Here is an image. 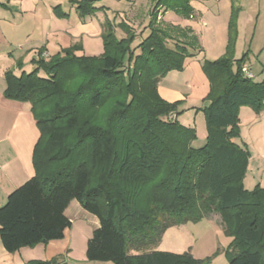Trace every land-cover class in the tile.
I'll list each match as a JSON object with an SVG mask.
<instances>
[{"label":"trees","instance_id":"trees-1","mask_svg":"<svg viewBox=\"0 0 264 264\" xmlns=\"http://www.w3.org/2000/svg\"><path fill=\"white\" fill-rule=\"evenodd\" d=\"M89 1L79 5L81 12L94 10L88 8ZM191 1L154 0L149 34L138 45L137 55L130 26H124L127 36L118 38L106 23L105 51L99 56H78L73 47L65 48L49 59L35 60L31 72L19 76L6 72L4 95L31 103L40 130L33 153L35 175L0 207V237L9 252L63 239L72 225L65 211L77 200L100 222L87 242L89 261L206 264L212 257L197 258L190 250L176 253L158 246L170 227L199 222L205 213L218 211L232 238L228 264H264V187L245 188L250 151L236 141L240 108L264 110V80L244 73L247 54L234 57L235 10L226 53L203 63L211 84L208 104L201 108L208 129L203 146L192 145L197 139L194 127L167 120L180 101L170 102L159 92L166 73L181 69L201 47L189 30L170 47L169 33L158 25L156 11L163 6L190 17ZM127 54L130 64L124 69ZM41 70L46 77L40 76ZM73 74L82 79L69 92L66 79ZM108 95L116 107L110 109L106 124L90 115L83 117L79 103L98 108ZM152 97L159 106L151 105ZM120 128L124 143L117 133ZM158 177L152 185L155 197L144 206L126 187L145 186Z\"/></svg>","mask_w":264,"mask_h":264},{"label":"crops","instance_id":"crops-1","mask_svg":"<svg viewBox=\"0 0 264 264\" xmlns=\"http://www.w3.org/2000/svg\"><path fill=\"white\" fill-rule=\"evenodd\" d=\"M16 14L24 13L22 22L18 24V29L22 30V25L26 19V12H38L39 6L43 4V0H17ZM131 8L126 15V25L130 26L135 35L138 36L141 30L136 28V22L141 20V27L149 22L151 10L154 0H151L148 8V16H142L137 6V0H131ZM191 5L194 8L193 17H189V21L185 18L175 15V11L166 10L163 13L162 25L170 30V26L181 28L182 34L189 30V35L198 38V44L201 46V35L213 37V59L223 56L227 51L229 41V24L234 10L236 11V31L237 39L234 48V57L241 58L245 54L246 59L243 67H247L253 74L255 81L264 80V0H192ZM48 14L43 16L45 21H51V5L48 6ZM140 12V14H139ZM178 14V13H176ZM11 15L7 13L0 14V76L5 80L0 82V207L3 206L9 194L16 188L21 186L32 176L35 175L33 164V153L35 146L40 138V130L37 126L34 115L31 111V104L7 98L4 91L7 87L6 72L11 70L15 75H21L27 72L24 68L26 61L32 63L33 70L36 68L35 60L39 59L44 52L46 59L60 51L51 53L48 48L49 28L44 29L43 33L34 36V32H23L22 35L15 36L14 31L10 27H5L2 23H9ZM13 18V17H12ZM140 22V21H139ZM134 24V27L130 25ZM79 25L68 28L67 33L73 34L74 37L80 38L84 36H102L104 32V23L100 25L94 23L79 22ZM17 21H14L15 27ZM21 25V26H19ZM148 29V28H147ZM145 33H148V30ZM24 31V30H22ZM172 43L176 42V37L181 38V32H173ZM120 38L127 36L126 30H122L119 34ZM144 34H142L143 36ZM134 44V43H133ZM174 45V44H173ZM198 53L193 57H188L193 67L191 80L188 82L190 93L200 99H205L210 92L211 84L209 78L203 70V62L198 58ZM23 67V68H22ZM22 68V71L20 70ZM31 68V69H32ZM18 69V70H17ZM20 71V72H19ZM40 73V72H39ZM184 89V90H182ZM185 87L166 86L159 84V92L161 96L170 101H180L184 98ZM188 91V90H187ZM188 93V94H190ZM191 94V95H192ZM208 102L201 106L204 107ZM245 114L249 121L261 119L264 110L257 113L250 106H242L240 108L239 118L242 121V115ZM179 118V117H178ZM237 141V139H236ZM206 143L194 147H201ZM194 145V143H192ZM81 204L77 200H73L65 211V214L72 221L71 229L74 224L73 217L76 213L80 217H89L93 226V231L99 227L100 222L97 216L81 209ZM71 208H74L75 214H72ZM83 208V207H82ZM85 210V209H84ZM69 229V228H68ZM68 229L65 231V237L59 240H51L49 242H41L34 246H24L15 252H9L3 245L0 237V264H27L29 262H48L49 264H106L99 261H89L87 259L86 250L87 242L92 236L85 238V246H80L79 256L72 252V240L68 239ZM70 230V229H69ZM93 233V232H92ZM232 239V238H231ZM159 249V248H158ZM165 251V250H164Z\"/></svg>","mask_w":264,"mask_h":264},{"label":"rangeland","instance_id":"rangeland-1","mask_svg":"<svg viewBox=\"0 0 264 264\" xmlns=\"http://www.w3.org/2000/svg\"><path fill=\"white\" fill-rule=\"evenodd\" d=\"M17 0H0V14L7 13L11 15V21L9 23H2L6 28L10 27L14 31V35H22L23 32H34V36L40 35L43 33L44 29H47L51 25V31H49L48 37V48L51 50V53L57 52L65 48L73 47L75 53L78 56H99L104 53V40L102 36H84V37H74L73 34L67 33L68 28L72 26L79 25V22L94 23L95 25H100L99 22L113 27V31L116 37L120 38V33L124 30L126 26V15L128 14L131 5V0H90V6L94 8L90 12H81L79 5H84V0H43V4L39 6L38 12L33 14V11L26 12V19L22 25V30L18 29V24L22 22L24 13L16 14L14 10L17 9ZM138 9L141 12V15L148 16L147 6L151 0H137ZM51 5V21H45L43 16L48 14V6ZM166 11V8L160 6L156 11L157 14V23L160 27L162 25L163 13ZM139 12V14H140ZM193 14V13H192ZM185 18L189 21V17H185L181 14H176ZM191 17V15H190ZM14 21H17V25H14ZM140 21V22H139ZM137 21L136 28L141 30L136 40L133 44V51L137 55L139 54L140 48L138 45L140 42L149 34V22L145 26L141 27V20ZM107 25V24H106ZM134 27V24L130 23ZM21 26V25H19ZM148 28V29H147ZM167 28L169 33L168 45L173 47L174 43L169 41L174 36L173 32L179 31V34L182 30L176 26H170ZM148 30V33H145V30ZM48 30V29H47ZM142 34H144L142 36ZM201 37V50L198 52V58L204 63L205 60L214 61L222 57L218 56L213 59L215 52H213V37L206 35ZM179 36L176 37L179 40ZM44 52L42 57L46 58ZM51 57V56H50ZM129 57L130 54H127L124 66L122 68H129ZM193 57V56H191ZM0 62H2L0 60ZM25 69L27 72L33 70L32 63L26 61ZM7 63L0 66H6ZM132 65L134 63H131ZM33 67V68H32ZM23 68V67H22ZM22 68L20 69L22 71ZM32 68V69H31ZM203 68V67H202ZM18 70V69H17ZM193 67L189 61V58L185 59L183 67L181 69H172L166 73V75L161 79L162 85L166 86H181L185 87L184 98L180 100L177 110L171 111L167 115V120L173 121L178 119V122L181 125L186 127H194L197 133V139L193 141V146H199L205 142L208 135L207 124L205 120L204 111L201 110V106L205 105L208 101L205 99H200L190 93L188 82L191 80V75L193 74ZM20 72V71H19ZM40 76L46 77L44 71H40ZM78 75H71L66 80L68 82L67 88L68 91H72L74 87L81 81L82 77ZM5 78L0 76V82L4 81ZM80 80V81H79ZM160 81V82H161ZM160 84V83H159ZM184 90V89H182ZM188 90V91H187ZM190 93V94H188ZM192 94V95H191ZM68 97V96H67ZM131 99V96H128V100ZM150 103L152 106H159V103L155 98H150ZM31 104V103H30ZM116 107L115 99L113 96H107L103 103L98 108H93L88 103H79V109L83 113V117L91 116L93 121L99 122L102 124L107 123V119L110 115V109ZM43 109V105H42ZM32 111V105H31ZM33 113V111H32ZM34 115V114H33ZM179 117V118H178ZM254 121H249L245 114L242 115V121L240 119V135L236 138L237 142L248 148L250 151V160L249 166L246 173V176L243 180L244 186L248 190L254 189L258 184L264 187V115L261 119L257 120L254 124ZM120 141L124 143V132L123 128H120L117 132ZM72 138V137H71ZM70 138V139H71ZM155 178L153 182L143 186H135L134 183H128L126 185L128 191L132 193V196H136L138 201L142 206L146 204L151 198H154L155 191L152 187L153 183L157 182ZM81 207V206H80ZM83 211L88 213L84 208L81 207ZM72 214H75L74 208H71ZM74 224L68 229L67 237L72 240L73 250L76 256H79L80 246H83L82 251L85 246V238L93 234V226L89 217H80L76 213L73 217ZM225 221L218 211H211L205 213V216L199 222L189 221L186 223H180L173 227H170L164 234L158 248L159 250H165L170 252L182 253L190 250L193 255L197 258L207 259L212 257L210 261L206 264H228V252L227 248L231 242V237L225 233ZM88 238V237H87ZM106 264H114L113 262H104Z\"/></svg>","mask_w":264,"mask_h":264},{"label":"built area","instance_id":"built-area-1","mask_svg":"<svg viewBox=\"0 0 264 264\" xmlns=\"http://www.w3.org/2000/svg\"><path fill=\"white\" fill-rule=\"evenodd\" d=\"M191 17H193V15H191ZM243 71L248 77H253L252 72L247 67H243Z\"/></svg>","mask_w":264,"mask_h":264}]
</instances>
